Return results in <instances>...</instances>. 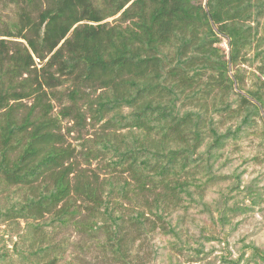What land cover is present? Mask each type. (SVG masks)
<instances>
[{"label": "trees", "instance_id": "1", "mask_svg": "<svg viewBox=\"0 0 264 264\" xmlns=\"http://www.w3.org/2000/svg\"><path fill=\"white\" fill-rule=\"evenodd\" d=\"M2 1L0 264H264V0Z\"/></svg>", "mask_w": 264, "mask_h": 264}, {"label": "rangeland", "instance_id": "2", "mask_svg": "<svg viewBox=\"0 0 264 264\" xmlns=\"http://www.w3.org/2000/svg\"><path fill=\"white\" fill-rule=\"evenodd\" d=\"M17 7L12 6V5H4V1L0 0V12L3 16V20L4 21H12L15 20V14L17 12ZM117 17L114 18H110L108 20H106V22H108L109 24H113L114 20ZM221 46L227 50L226 44L223 42L221 44ZM246 69V68H245ZM247 72H244L245 74V80H244V85L246 88H250L251 87V81H252V77L250 72L253 71V69H246ZM259 126H264V123L262 121H258ZM64 125L66 126H70V124H66V122L64 123ZM97 127V126H96ZM89 131L91 132V129H89ZM93 131V130H92ZM73 137L74 135L71 134V136L68 138V142L72 143L73 145H76V142L73 141ZM254 147H248L247 149H244L246 151H243V155L244 157L249 156L248 158H251L252 155L256 154L255 150L253 149ZM263 157H261L262 159ZM241 163V161H239L238 159H236L232 165H230L231 167H229V172L238 166V164ZM96 165L93 164L91 166L92 169L96 168ZM261 166H262V162H261ZM260 165H252V164H248L247 166L244 165L242 169H244V174H243V178L245 181H249L252 180L254 178H256L257 174L259 171H264L263 166L261 167ZM239 169L238 171L242 170ZM263 176L264 179V175ZM209 197V196H208ZM240 221L239 226L237 228V230L231 234V237L228 238V250L232 252L233 257H236V249L239 248L241 246L239 239H244L245 243H248L250 241H255L257 242H263L264 241V211L263 212H254L253 214H250L246 217H237V218H233V222H237ZM21 225H23L22 222H20ZM190 227V231L189 234L192 236L196 235V230L194 229V227L192 225H189ZM4 229V226L0 225V232ZM63 237H70L71 240L75 241V242H80L81 241V236L79 237L78 235L75 234V232L73 231L72 227L69 228H62L61 230H59L58 235H57V240H60ZM84 240V239H82ZM12 241H15V238H12ZM146 244H144V248L145 246H147V242L145 241ZM7 249L10 252V257L13 259V261L15 262L16 256L15 254H13V250H12V244L11 242H6L5 243ZM211 245V244H209ZM215 247L216 252H214L209 258L206 259V261H204L203 263H215L218 264V259L217 257H219L220 254V248H218L217 244H213ZM224 245H222L221 247H223ZM148 250V248H146V251ZM94 252L88 253L86 255V259L88 261H94V257L93 255H95ZM178 260L182 263V264H198V263H186L185 260L186 258L183 256H179ZM153 263V262H152ZM155 263V262H154ZM17 264L18 261H17ZM156 264H158V262L156 261Z\"/></svg>", "mask_w": 264, "mask_h": 264}]
</instances>
